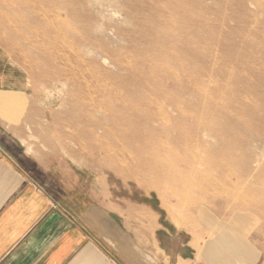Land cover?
<instances>
[{
    "label": "rangeland",
    "instance_id": "rangeland-1",
    "mask_svg": "<svg viewBox=\"0 0 264 264\" xmlns=\"http://www.w3.org/2000/svg\"><path fill=\"white\" fill-rule=\"evenodd\" d=\"M0 59L14 78L0 121L30 153H60L115 198L150 196L177 226L226 224L264 264V0H0ZM125 109L149 118L145 149L169 157L155 173L136 165L141 143L116 142ZM170 171L202 188L170 185Z\"/></svg>",
    "mask_w": 264,
    "mask_h": 264
},
{
    "label": "crops",
    "instance_id": "crops-1",
    "mask_svg": "<svg viewBox=\"0 0 264 264\" xmlns=\"http://www.w3.org/2000/svg\"><path fill=\"white\" fill-rule=\"evenodd\" d=\"M0 59V96L12 97ZM15 93L22 94V91ZM0 121V264H257L258 251L213 224L212 234L162 217L150 197L115 198L58 152L31 153ZM248 245H247V244ZM253 255L247 256V252Z\"/></svg>",
    "mask_w": 264,
    "mask_h": 264
},
{
    "label": "bare ground",
    "instance_id": "bare-ground-1",
    "mask_svg": "<svg viewBox=\"0 0 264 264\" xmlns=\"http://www.w3.org/2000/svg\"><path fill=\"white\" fill-rule=\"evenodd\" d=\"M156 14V13H155ZM160 18V17H159ZM150 31H151V33L152 34H154V33H157L158 34V32L160 33V34H163V35H168L169 34V32H170V30L168 29V25H159V24H157V23H155L154 24V26L152 27V29H150ZM175 34L178 36V38H179V40L182 38V35L183 34H181V33H177V32H175ZM89 72V71H88ZM46 75V74H45ZM88 75H90V74H88ZM49 76V75H48ZM81 76V75H80ZM83 76H85V74L83 75ZM91 76V75H90ZM92 77V76H91ZM82 78H84V77H82ZM60 79V78H59ZM59 79H57V80H59ZM62 80V79H61ZM68 80V79H67ZM52 81V80H51ZM60 81V80H59ZM86 81V80H85ZM84 81V82H85ZM83 82V81H82ZM146 82V81H145ZM66 83H67V81H66ZM87 83V82H86ZM104 83V82H103ZM102 84V83H101ZM67 85V84H66ZM130 85V84H129ZM78 86V85H77ZM103 86V85H102ZM106 86V85H105ZM82 87V86H81ZM85 87H86V90H87V88H88V83L85 85ZM106 88V87H105ZM115 88V87H114ZM164 98H167V97H164ZM236 98H238V95H237V97ZM122 103V102H121ZM134 103V102H133ZM144 103H145V105L147 106V107H159V104H158V102H157V99H154V98H148V99H146V100H144ZM129 105H127V106H125L126 108L127 107H131V106H133V107H136V105H133L132 103H128ZM124 106V105H123ZM172 106H174V108H175V110L177 109V110H180V111H183V105H181V108L178 106V105H172ZM123 108V107H122ZM100 110V109H99ZM126 110H129V111H126ZM101 111V110H100ZM137 109H125L124 111H122V112H119V113H115V114H113L114 116H112V118H113V123H115V129H116V131H117V133H116V137H115V139L116 140H118V141H116L117 143L119 142V144H120V141H124V143L125 144H127V143H131V144H133V143H141V145H138V144H136V145H138L137 146V148H136V150L135 151H137L136 152V158H137V166H138V169L139 170H144L145 172H149V173H155L156 171V168H154V163H152V161H155L156 162V160L157 159H161L162 161H165V160H168L169 159V157H165V156H161L160 157V155L159 154H157L156 152H151V153H149L148 151H147V149H145L147 146L146 145H148V141H149V139H150V137H148V136H146V135H148L149 134V131L145 134V136H142V134H141V130L143 129V128H145L146 127V123H145V125L142 127V126H140V123L141 122H146V121H148L149 120V118L145 115V116H143V115H140L139 113H137ZM90 113V112H89ZM144 114V113H143ZM91 115V114H90ZM163 119L165 118V117H162ZM93 119V118H92ZM163 119H162V121H163ZM138 123V124H137ZM142 124V123H141ZM197 125L199 126L198 128L199 129H203V131H204V133L206 132H208V133H211L212 135H215V131L213 130V128L211 127V124L208 122L207 124H203V125H201V120H199L198 122H197ZM121 126H128L129 128H131V130H133V131H135V133L136 132H138V134H136V137H135V133H130L131 131H129V130H127L126 132H121ZM119 129H120V131H119ZM191 129H192V132L194 133V135H198V132H197V130H196V128L194 127V129L192 128V126H191ZM114 138V137H113ZM151 141V140H150ZM144 146V147H143ZM125 152V151H124ZM157 155H156V154ZM135 154V153H134ZM129 156H130V154H128ZM154 156H157L156 158L154 157ZM131 157V156H130ZM129 157V158H130ZM132 159V158H131ZM150 161V163L149 164H146L145 163V161ZM158 161V160H157ZM133 163H134V161H133ZM142 163H145V165L146 166H144V164H142ZM152 163V164H151ZM160 168H161V170H159V172L161 171V172H164V171H166V167L165 166H160ZM184 169H186L187 170V172H189V173H191V175H192V177H199V175H200V173L196 170V168L195 167H193V165L192 164H188V166H186ZM156 175H158V173L156 174ZM157 177V176H156ZM168 182L170 183V185L172 184V185H181L179 188H183V186L185 187V185H187L188 184V188L189 187H196V188H198L199 190H200V188H202L200 185H197V183L196 182H194V184L192 183L191 184V182L189 181V179H187V178H182V173H180V172H178V171H170V175L168 176ZM185 184H183V183ZM155 183H156V181H155ZM196 183V184H195ZM187 188V189H188ZM178 191V190H177ZM201 191H207V190H205V189H201ZM174 194V193H173ZM187 202L188 201H183V202H181L180 203V205H182V206H185L186 204H187Z\"/></svg>",
    "mask_w": 264,
    "mask_h": 264
}]
</instances>
